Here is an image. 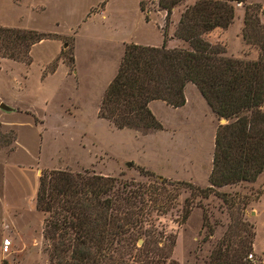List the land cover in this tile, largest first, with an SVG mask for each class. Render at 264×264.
I'll return each instance as SVG.
<instances>
[{"label":"rangeland","instance_id":"374dc122","mask_svg":"<svg viewBox=\"0 0 264 264\" xmlns=\"http://www.w3.org/2000/svg\"><path fill=\"white\" fill-rule=\"evenodd\" d=\"M158 1L107 0L101 10L103 0H0V27L60 38L33 46L30 65L0 57V105L11 109H0V246L5 240L12 246L9 254L0 251V264L57 261L51 259V243L44 236L47 220L55 219L36 209L43 171L115 178L145 187L149 195L157 190L155 204L167 206V212H151L144 230L160 240L162 254L170 256L166 264H226L232 257L212 258L226 246L230 254L248 246L253 235L251 250L246 247L241 262L264 264V209L256 218L250 215L257 196L264 193V171L254 182L216 188L207 198L187 186L210 187L215 134L224 120L193 85L186 86L181 108L150 103L161 130H118L98 116L123 57L118 40L125 35L147 38L153 25H145V16V22L163 18L164 26L166 12ZM195 3L181 0L172 9L168 49L191 50L173 36L181 15ZM251 5L263 7L264 21V0H244L232 4L234 18L226 30L215 29L202 38L223 46L227 58L255 61L259 50L242 34L245 8ZM68 38L73 39L74 75L60 58ZM142 245V240L137 242V248Z\"/></svg>","mask_w":264,"mask_h":264},{"label":"trees","instance_id":"16d2710c","mask_svg":"<svg viewBox=\"0 0 264 264\" xmlns=\"http://www.w3.org/2000/svg\"><path fill=\"white\" fill-rule=\"evenodd\" d=\"M106 3L103 0L99 8L104 9ZM179 3L181 0L158 1V7L166 12L160 47L125 45L98 116L118 130H161L150 103L160 101L174 109L181 108L186 102V86L193 85L217 118L227 122L219 125L215 134L210 187L199 190L187 185L207 198L216 193V188L254 182L264 171V21L260 19L263 7L245 8L243 39L259 50V56L255 61H244L225 57L223 46L211 45L202 38L215 29L226 30L234 18L232 4H244V0H197L187 8L173 37L188 43L189 51L167 47V26L172 9ZM139 8L145 13L142 1ZM145 20L148 21L147 16ZM45 40L60 38L0 27V57L30 65L32 47ZM64 41L67 49L61 51L60 58L68 73L74 75L73 39ZM56 68L52 67L50 73H55ZM156 191L149 195L147 188L115 178L43 171L36 209L55 219L47 220L44 234L51 243V259L57 260L55 264H166L170 256L162 254L160 240L154 232L144 230L151 212H167V206L155 204L160 195ZM149 202H154L153 206ZM254 238L253 235L248 246L242 245L233 254L226 246L223 253L218 252L212 259L232 257L226 264H242L241 256L246 247L251 250ZM140 240L143 245L137 248ZM173 245L174 240L170 248Z\"/></svg>","mask_w":264,"mask_h":264},{"label":"crops","instance_id":"0c3cea01","mask_svg":"<svg viewBox=\"0 0 264 264\" xmlns=\"http://www.w3.org/2000/svg\"><path fill=\"white\" fill-rule=\"evenodd\" d=\"M162 21H163V18L161 19V21H159V23L154 22L152 20H150L149 22H145V20L143 19V22L145 23V25L147 26L153 25V30L152 29L150 30V35L147 38H142L140 36L132 38V37H129V35L128 36L125 35L121 37L118 40V44L121 46L122 54H124L125 45L131 44V43L139 45V46L160 47L163 43V35H162L163 23ZM263 197H264V193L263 195L259 197L258 201L255 202L254 205L252 206L253 211H255V212H250V215L252 216V218L254 217L256 218L257 216H260L261 211L264 209V206H262L263 201H264ZM260 207H261V210H260Z\"/></svg>","mask_w":264,"mask_h":264},{"label":"built area","instance_id":"2783aa9c","mask_svg":"<svg viewBox=\"0 0 264 264\" xmlns=\"http://www.w3.org/2000/svg\"><path fill=\"white\" fill-rule=\"evenodd\" d=\"M11 247H12L11 246V241L10 240H5V241H3L1 243L0 251H1L2 254H9ZM248 258L252 260L253 256L249 255Z\"/></svg>","mask_w":264,"mask_h":264},{"label":"water","instance_id":"95a60500","mask_svg":"<svg viewBox=\"0 0 264 264\" xmlns=\"http://www.w3.org/2000/svg\"><path fill=\"white\" fill-rule=\"evenodd\" d=\"M0 109L3 110V111H7V112L11 111V109L9 107L5 106L4 104L0 105ZM225 123H226V120H221L220 121L221 125H223ZM128 166H129V164H128ZM159 179L162 180V178H159Z\"/></svg>","mask_w":264,"mask_h":264}]
</instances>
